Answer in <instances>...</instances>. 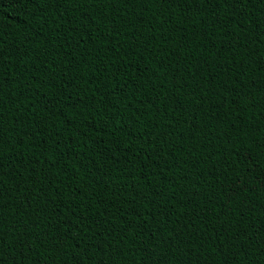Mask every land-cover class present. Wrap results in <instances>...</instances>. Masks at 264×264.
Wrapping results in <instances>:
<instances>
[{
	"label": "trees",
	"instance_id": "obj_1",
	"mask_svg": "<svg viewBox=\"0 0 264 264\" xmlns=\"http://www.w3.org/2000/svg\"><path fill=\"white\" fill-rule=\"evenodd\" d=\"M0 73L3 264H264L262 0H0Z\"/></svg>",
	"mask_w": 264,
	"mask_h": 264
},
{
	"label": "snow or ice",
	"instance_id": "obj_2",
	"mask_svg": "<svg viewBox=\"0 0 264 264\" xmlns=\"http://www.w3.org/2000/svg\"><path fill=\"white\" fill-rule=\"evenodd\" d=\"M22 2H23V0H22ZM27 2H28V3H36L37 0H27ZM208 2H209V3H212V0H208ZM262 2H264V0H262ZM5 71H7V70H5ZM2 75H3V74L0 73V76H2ZM137 119H139V118H137ZM145 159H146V157H145ZM0 264H3V257H2V256H0Z\"/></svg>",
	"mask_w": 264,
	"mask_h": 264
}]
</instances>
